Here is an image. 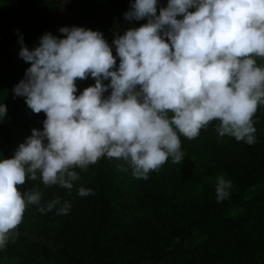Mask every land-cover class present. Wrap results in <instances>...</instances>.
<instances>
[{"label": "clouds", "instance_id": "9594fccd", "mask_svg": "<svg viewBox=\"0 0 264 264\" xmlns=\"http://www.w3.org/2000/svg\"><path fill=\"white\" fill-rule=\"evenodd\" d=\"M157 7L158 0H134L124 13L127 21L147 23L115 35L118 68L99 31L61 27L64 38L47 32L31 50L20 36L19 57L31 66L14 86V98L24 97L46 119L12 158L0 159V249L28 206L40 204V191L20 190L37 173L45 186L71 190L79 179L74 168L106 156L147 180L169 157L173 163L184 159L181 135L195 139L214 120L219 136L256 143L253 117L264 105V66L256 60L264 58V0H168L159 15ZM89 76L94 86L77 96L76 81ZM6 114L0 104V120ZM231 188L218 176L217 202ZM78 193L87 196L91 189ZM58 204L59 197L38 210ZM70 208L65 201L58 214Z\"/></svg>", "mask_w": 264, "mask_h": 264}, {"label": "trees", "instance_id": "16d2710c", "mask_svg": "<svg viewBox=\"0 0 264 264\" xmlns=\"http://www.w3.org/2000/svg\"><path fill=\"white\" fill-rule=\"evenodd\" d=\"M85 24V29H99L92 19ZM42 36L23 37L24 44L31 50ZM18 38L0 28V104L7 107L0 120V159L12 158L33 128L43 130L46 119L43 112L33 113L24 97L14 98V86L31 66L19 57ZM76 84L78 96L95 80L89 76ZM253 120V145L219 136L218 120L195 139L180 136L184 158L209 157V170L232 182L222 202L216 199V183H205L194 169L174 165L169 157L147 180L137 179L147 207L146 223L121 224L111 184L113 169L122 160L105 156L86 169L74 168L79 179L71 190L45 186L39 173L35 181L28 179L20 186L22 192L40 191L42 198L39 205L28 206L0 257L13 264H264V105ZM81 187L91 189V194L80 196ZM57 197L60 204L38 210ZM65 201L70 211L58 214Z\"/></svg>", "mask_w": 264, "mask_h": 264}, {"label": "rangeland", "instance_id": "374dc122", "mask_svg": "<svg viewBox=\"0 0 264 264\" xmlns=\"http://www.w3.org/2000/svg\"><path fill=\"white\" fill-rule=\"evenodd\" d=\"M133 2L134 0H0V28L12 32L17 37L22 35L28 39H35L47 32L57 38H64V34L59 31L61 27H83L88 19H92L99 25L96 31L103 33L111 46L114 45L116 34L123 35L128 29L147 23L146 19H125L124 13ZM167 3L168 0H158L157 15L159 8L166 7ZM257 58L260 60V66H264V58ZM118 65L119 61L117 68ZM110 91L111 89L105 96L109 95ZM119 165H124L127 171L121 170ZM174 165L189 166L200 174L205 183H216L217 177L222 175L209 170L211 159L203 155L185 157ZM142 195V189L138 186L137 178L132 175L131 168L124 161H120L112 172L111 198L121 224L146 223L147 207L143 203ZM0 264L13 262L6 257H0Z\"/></svg>", "mask_w": 264, "mask_h": 264}]
</instances>
